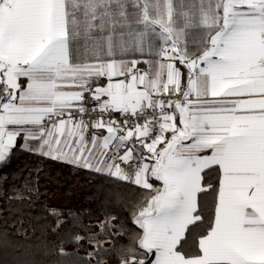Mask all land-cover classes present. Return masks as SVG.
<instances>
[{"label": "snow or ice", "instance_id": "1", "mask_svg": "<svg viewBox=\"0 0 264 264\" xmlns=\"http://www.w3.org/2000/svg\"><path fill=\"white\" fill-rule=\"evenodd\" d=\"M18 148L130 187L134 228L56 222L87 264H264V0H0V166Z\"/></svg>", "mask_w": 264, "mask_h": 264}, {"label": "trees", "instance_id": "2", "mask_svg": "<svg viewBox=\"0 0 264 264\" xmlns=\"http://www.w3.org/2000/svg\"><path fill=\"white\" fill-rule=\"evenodd\" d=\"M30 172L38 192L29 200L9 199L12 189L24 183ZM0 177H7L0 179V264H56L52 250L57 243L72 254L65 259H79L81 264H87L91 245L87 241L76 245L71 236L84 235L88 229L83 225L71 228L69 224L56 227L58 220L70 219L69 213L80 214L86 225L102 217L106 210L120 217L121 222H127L130 228L135 227L130 219V201L135 197H130L127 184L115 178L19 148L6 166H0ZM53 210L60 214L52 215ZM122 242L128 243V238L123 237ZM103 259L106 264H116L115 256L104 255Z\"/></svg>", "mask_w": 264, "mask_h": 264}, {"label": "rangeland", "instance_id": "3", "mask_svg": "<svg viewBox=\"0 0 264 264\" xmlns=\"http://www.w3.org/2000/svg\"><path fill=\"white\" fill-rule=\"evenodd\" d=\"M196 32H197V30H193L192 35H198V32L197 33ZM122 58L146 59V58H153V57L148 56V55L140 56L139 53H129L128 55L123 56Z\"/></svg>", "mask_w": 264, "mask_h": 264}, {"label": "crops", "instance_id": "4", "mask_svg": "<svg viewBox=\"0 0 264 264\" xmlns=\"http://www.w3.org/2000/svg\"><path fill=\"white\" fill-rule=\"evenodd\" d=\"M196 33H197V32H196ZM124 59H131V58H124ZM132 59H134V58H132ZM146 59H154V57H153V58H146ZM139 67L143 69V68L146 67V65L141 64Z\"/></svg>", "mask_w": 264, "mask_h": 264}]
</instances>
